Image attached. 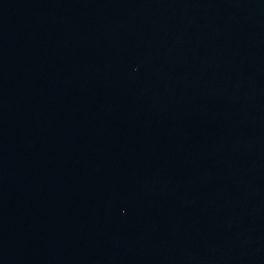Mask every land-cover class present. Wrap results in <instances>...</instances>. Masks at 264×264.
Here are the masks:
<instances>
[{
    "label": "water",
    "instance_id": "obj_1",
    "mask_svg": "<svg viewBox=\"0 0 264 264\" xmlns=\"http://www.w3.org/2000/svg\"><path fill=\"white\" fill-rule=\"evenodd\" d=\"M0 264H264V0H0Z\"/></svg>",
    "mask_w": 264,
    "mask_h": 264
}]
</instances>
